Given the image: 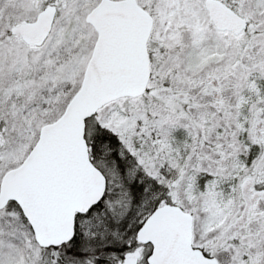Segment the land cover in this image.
Wrapping results in <instances>:
<instances>
[{
    "label": "snow or ice",
    "instance_id": "6c2138e0",
    "mask_svg": "<svg viewBox=\"0 0 264 264\" xmlns=\"http://www.w3.org/2000/svg\"><path fill=\"white\" fill-rule=\"evenodd\" d=\"M0 264H264V0H0Z\"/></svg>",
    "mask_w": 264,
    "mask_h": 264
}]
</instances>
